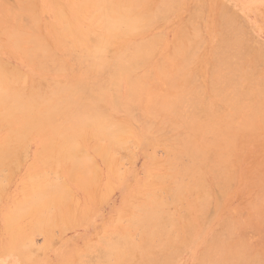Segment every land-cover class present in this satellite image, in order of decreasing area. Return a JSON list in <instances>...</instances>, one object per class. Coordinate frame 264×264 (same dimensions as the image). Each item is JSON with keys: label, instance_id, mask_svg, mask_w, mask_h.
<instances>
[{"label": "bare ground", "instance_id": "1", "mask_svg": "<svg viewBox=\"0 0 264 264\" xmlns=\"http://www.w3.org/2000/svg\"><path fill=\"white\" fill-rule=\"evenodd\" d=\"M74 1L15 0L10 9L0 0V191L26 168L18 197L2 210L0 255L41 259L44 244L62 237L50 235L60 219L63 233L82 220L80 208L74 212L82 197L75 201L72 188L103 201L98 187L120 184L116 153L132 144L151 151L145 175L125 187L99 239L87 238L85 252L98 249L103 258L91 264H172L184 252L193 257L187 264H264L238 239L246 223L221 204L241 158L235 152L246 148L243 140L235 151L238 139L264 131L263 47L241 31L224 0H206L204 11L201 0ZM171 16L178 25L167 41ZM6 54L27 64H11ZM260 184L247 204L253 211L264 204ZM36 233L47 236L43 251ZM37 249L42 254L30 256ZM66 263L83 264L81 252Z\"/></svg>", "mask_w": 264, "mask_h": 264}, {"label": "rangeland", "instance_id": "2", "mask_svg": "<svg viewBox=\"0 0 264 264\" xmlns=\"http://www.w3.org/2000/svg\"><path fill=\"white\" fill-rule=\"evenodd\" d=\"M224 1L228 2L230 4V6H231V9L234 11V13H235L234 15L236 17L235 21L237 22V24L240 27L241 31L243 33L245 32L247 35H249V37H250V39L252 41H255L258 44H260L263 47V49H264V16H263V13H264V0H224ZM14 2H15V0H6V1L3 0L2 3H5V4L7 3L10 6H7V5H5V6H7L8 8L11 9V8H14L16 6V4H14ZM82 2L83 1H80V0H78V1L75 0L74 1L75 4H77V3L80 4ZM15 3H17V2H15ZM205 5H207V1L206 0H201L198 3V7H200V9L203 10V11H204V8H206ZM257 5H258V7H257ZM45 17L47 18L46 20H48V21H50L51 18H52V16L50 14H46ZM201 17L202 18L199 20V22H201L203 24H206L208 22L207 13L204 12L201 15ZM44 21H45V19H44ZM168 23H169L170 30H165L164 31V37H165V39L167 41H171L173 39V37H174L173 29H175L177 27V25H178V19L176 17H174V16H171L169 18ZM202 35L205 37V39H209V35H207L206 33H203ZM59 48L60 49L62 48L61 52H59L60 51ZM55 51L57 52L56 55H58L59 57L60 56L62 57V55L64 56L65 55L64 52H66V50L63 47L55 48ZM2 57L7 62H9L11 64H15V65H19V66H21V65L24 66V65L27 64V60L25 58H23V56L21 57V55H18L17 59H14L9 54L3 55ZM59 76L62 77L61 75H59ZM263 136H264V131H258L256 133V135L253 136V139H255L254 137H258V139H255L254 141L249 140V139H252V138H250L252 136H250V137L247 136V138L245 136L243 138H239V139H242L241 143L239 142V139H238L235 151L240 146H243L242 145L243 140L246 141V142H244L245 143L244 146H246V148L243 147L244 150H245L244 151L243 148L240 147L242 149L241 150L238 149L235 152L234 158L238 159V158H236V156L237 157L241 156V158H240V160H237L238 162L235 161V162H237L235 164V167L233 165L232 176L234 178L232 179L233 180L232 183H230V185L231 184L232 185L231 186L229 185L230 186L229 194H228L229 196L227 195L223 199V202L221 201V204L223 203V206L227 205L226 207L228 208V210L232 208L229 211H231V213H234L236 215V217L240 219L241 222L246 223L243 226L242 231L237 233V236L239 235L238 239L246 241V242H243L245 244V245L243 244L244 247H245V250H249L251 252V254H255L257 256L259 255V257L261 258V260L264 263V204H263V206L261 205V207H260V205H257L258 207H260L259 209H257V206H256V208L253 207V209L255 211H253L251 208H248V205H247V204H249V202L251 204V198L254 196V194H256L254 192L255 191L259 192L262 189V187H263V186L262 187L260 186V185H262L260 183H263L264 178L262 177L263 179L259 180V178L261 179V175L264 174V172H263L264 171V137ZM259 137H261V138H259ZM250 141H252L253 143L250 142ZM34 149H35V146H32L29 149V153H26L27 157L29 159H30L31 155L33 156V150ZM163 149L162 148H158V149L155 150L156 157L160 158V161H163L166 158V153H165V150L163 151ZM150 153H151V151L147 147H145V146H136V145H132V144L126 146L125 148L119 149L117 151L116 159L119 161L118 164H117V169H118V172H119V180H120V181L118 180V182H120V184L118 185V183H117V185H115L113 187H110V189L107 188L108 190L99 186L98 188H100V189H97L98 191L96 190L98 194L95 192V189L91 190V194H93V197H94V193L93 192L96 193L95 196H98V195H100L103 192L104 193V197H103L104 200L103 201H102V198H99L100 196H98L97 198L95 197L96 200H95V198H91L90 200H87V199L90 198L89 194L87 196L85 194L86 192L80 191V188L77 187V186L73 187L72 186L73 183H71V186L73 187V188L71 187L72 191L76 194V195H74L72 193L73 197L75 196L74 200H75V198H76V200L77 199L79 200V198H81V197L83 198V199L81 198L80 199L81 201H79V202H77L75 200L76 202L74 203V207H76L77 204H79L78 205L79 207L77 206L78 208L76 207L77 209L75 208L74 212L76 210L77 211L76 212L77 215L80 213L83 216L82 217L80 214H79L80 216L78 215V217H80L82 219L79 222L80 225L76 224V225H73V227H72L71 225L73 223L70 224V225L67 224V225H69L71 227L67 228V225H66L67 229L66 230L64 229L63 230L64 233H63V232H61L62 231L61 228H63L65 223L64 222H63L64 224L62 223V221H63L62 219H60V221L58 220L59 221L58 227L57 226H55L57 228L52 227L54 234L50 233V235L51 234L53 235L54 239L52 238V240H54V242L58 241V240L55 239V237L57 238L58 234L60 235V233H62V237L58 236L60 238L59 242L55 243V244H51L52 245L51 248H50V246L48 247V245L46 246V244H44V242L47 240V236L43 235L41 233H40L41 235L39 236L38 235L39 233L38 234L36 233L37 235H35V237H34L35 239H33V240H35V241H33L36 244L35 246H37V248L39 250L43 249L42 248L43 244H44L45 248H47V249L49 248V251H47V249H44L46 251L43 252L44 254L42 256H41V254H42L41 252L43 250L41 252L38 249L34 250V251L33 250L31 251L30 256L32 255V257L35 256V255H33L34 252H35V254L38 251L41 253V254L39 253L40 254L39 256L42 257V258L40 257L41 259H38L39 258L38 256L37 257L35 256L36 259L33 258L34 261H36V264H47V263L48 264L49 263L50 264H60V263L67 264L66 262H68L69 256L74 254V251H76V252L80 251L81 252V260H82L83 264H91V263H93V262H95L97 260L103 259V258H100L102 253L98 249H93V251L91 253H86L85 252V250L83 248H85L86 240H87V238L91 237L90 239L93 238L92 242L94 240L96 242V240L99 239V238H96V237H98L96 234L99 233V231H101L100 229L103 228L104 225H107V224L112 222V220H113L112 217H113V214L115 213L114 211H116L117 208H119V206H122V204H121L122 203V198H123V196L125 195V193L128 190L125 187H129V189L134 187L136 185L137 181L144 177V175H145V168L144 167H145V164L150 159ZM28 154H29V156H28ZM243 160H245V161H243ZM97 163H98L99 167L104 169L100 159L97 160ZM24 168L25 167H20V169L15 170L12 173L13 177L10 179V181H9L10 183L6 184L8 186H6L7 189L5 191V194H4V190L0 191V197L4 196L2 198V200H1V203H0V226H1L0 227V230H1L0 231V239L3 238V239H1L2 242L0 241V246H2L3 242L6 241V237H5L6 233L3 230L2 210H3V208L5 206H8L10 203H12L13 198L15 200L18 197L17 193L20 190L19 187L21 185V180L23 181V178L25 176L24 174L26 173V168L25 169ZM259 173L261 175H259ZM247 175H249V176L247 177ZM252 177H253V179H252V181H250V178H252ZM257 178H258V180L260 182L259 183L260 188H259V186L257 187V185H256L257 182H258ZM106 179H107V175L103 174L102 175L103 182H106ZM255 180H257V181H255ZM18 182H19V184H17ZM248 182H250V183L253 182V185H252L253 187L250 185L249 188L247 186V188H248L247 189L246 185H247ZM255 189H257V190H255ZM100 190H101V193L99 192ZM238 191H240V192H238ZM103 193H102V195H103ZM105 193H107V194H105ZM81 194H83V195L81 196ZM247 194H248V198H250V199L246 198ZM77 195H79V196H77ZM240 195H241V197H240ZM236 196H238V197H236ZM91 197H92V195H91ZM229 197L231 198L230 200H229ZM98 198L101 200V203H99V202L97 203ZM238 198L240 200L242 198L243 199V200H241L242 202ZM93 199H94V201H93ZM83 200H84V202H83ZM89 201H90L91 204L89 203ZM238 201H240L241 203L240 202L237 203ZM227 202H228V204H227ZM243 202L244 203L246 202V205ZM86 204H88V207L90 205V209H89L90 214L88 212H86V210H84ZM243 204L247 208L243 207ZM81 207H82V210H81ZM249 207H250V205H249ZM79 208H80V210H79V213H78V209ZM71 209H73V208L71 207ZM81 211H82V213L84 211L87 214V216H85L84 213H83L84 214L83 215L81 213ZM234 211H236V212H234ZM65 219L67 221H69V219L67 217ZM220 219H221V217H218V218L215 219V221H214V229L217 228V226H218V224L220 222ZM66 220H65V222H66ZM105 222H106V224H105ZM60 224H62V226ZM100 224H102V225H100ZM55 233H56V236H54ZM93 233H94V235H93ZM2 235H3V237H2ZM95 235H96V237H95ZM90 239H88V240H90ZM33 242H32V245H34ZM95 242H94V244H95ZM88 244H89V242H88ZM90 244L92 245V243H90ZM40 246H42V247H40ZM39 247L42 248V249H40ZM32 248H33V246H32ZM55 248H56V250H55ZM96 250H98V251H96ZM69 252H70V254H69ZM0 256H1L0 257V264H27L28 261L30 262V260H31L30 259L31 257L29 258L28 261H26L27 259L25 260L23 258H18V256L14 257L13 255H6V254L3 255V254H1ZM56 257L59 258V260L56 259ZM192 259H193V257L188 255L187 252H184L183 255L177 254L176 256H174L173 259H172V262H173L172 264H187L188 262L190 263V261ZM140 260L141 259H138L137 261H140ZM34 261L31 260L32 264L35 263ZM30 263H28V264H30Z\"/></svg>", "mask_w": 264, "mask_h": 264}]
</instances>
